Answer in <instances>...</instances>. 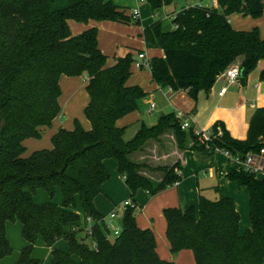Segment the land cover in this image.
<instances>
[{
  "label": "trees",
  "instance_id": "16d2710c",
  "mask_svg": "<svg viewBox=\"0 0 264 264\" xmlns=\"http://www.w3.org/2000/svg\"><path fill=\"white\" fill-rule=\"evenodd\" d=\"M147 1L153 12L175 2ZM217 2L218 7H184L173 19L174 29H166L162 20L145 27L146 45L165 51L164 57L150 60L153 80L161 87L184 90L197 99L230 65L239 63L247 72L241 77L245 80L264 59L259 28L236 30L230 22L232 14L261 18L264 0ZM70 19L129 22L132 17L106 0H0V260L13 252L7 224L18 221L26 245L14 264H42L33 256L39 240L51 248L52 264H174L159 256L154 231L138 225L140 207L134 202L125 208L120 234L114 242L109 239L111 229L95 205L110 178L105 160L117 161L133 195L140 189L154 195L182 181L183 166L177 161L150 167L132 160L149 140L171 131L181 150L213 156L219 147L245 158L264 147V107L255 110L244 140L216 122L212 130L221 126L223 134L207 145L193 133V126L183 129L184 119L174 112L162 114L153 126L142 124L126 140L125 128L117 121L138 110L147 96L141 86L127 85L134 55L116 58L108 66V56L98 45V29L73 35ZM62 75L89 77L85 114L91 129L79 121L72 130L60 128L51 148L25 157L24 140L41 137L61 112ZM144 168L163 172V179L152 180L142 174ZM226 177L249 192L250 228L240 234L241 214L232 197L214 200L201 194L197 204L164 210L170 250L174 255L192 250L197 264H264V177L245 169H232ZM39 188L52 197L60 189L63 202L37 203L34 194ZM78 198L91 219L89 228L75 210ZM61 239L68 251L56 246Z\"/></svg>",
  "mask_w": 264,
  "mask_h": 264
},
{
  "label": "crops",
  "instance_id": "0c3cea01",
  "mask_svg": "<svg viewBox=\"0 0 264 264\" xmlns=\"http://www.w3.org/2000/svg\"><path fill=\"white\" fill-rule=\"evenodd\" d=\"M106 1H113L116 5L120 6L128 16L132 17V20L129 22L92 20L88 23H80L70 19L68 24L72 34L78 35L90 28L96 27L98 29V45L102 52L108 56V66L113 65L116 58L125 57L128 54L135 56L139 52H145L150 60L154 57L165 56V51L162 48H150L146 45L144 30L146 26L151 25L157 20H161L157 18V14L161 9H166L167 5L157 12H153L151 4L147 0L143 2L139 0ZM185 3L184 7L195 5L218 7L217 0H210L209 3L195 0L188 2L186 0ZM136 9H139V15L134 18V11ZM180 11L173 13V19ZM168 16L170 14H167ZM137 19L140 20V24L135 22ZM230 22L236 30L249 31L257 27L262 38H264V14L261 18L232 14ZM174 28L175 24L171 29ZM263 69L264 65L257 71L251 72L245 80L240 79L233 84H229L225 77L220 76L209 91H201L198 98L193 99L184 90L174 91L171 88L161 87L153 80L152 72L149 68H138L133 63L131 67L132 74L128 78L127 85L141 86L147 92V96L140 101L138 110L121 117L117 121V125L125 128V139L126 133L131 129L132 134L130 139L135 136L142 124L147 126L155 125V123L149 124L146 121L142 107L155 103L161 96L166 99V104L160 107L163 111L161 115L171 112L176 114L182 112L188 115L187 117H189L191 125L195 128H212L216 122H222L232 137L244 140L248 136L250 121L255 110L264 107V80L260 79V73ZM88 81L89 77L86 75L61 76V95L59 98L61 112L54 119L51 126L43 128L41 137L26 138L24 140L26 146L29 145L36 150L51 148L53 135L60 128L74 129L77 121L85 129H91V122L85 114V108L90 101L87 90ZM150 105L149 113L152 114L156 112L157 104L155 103L156 107L152 112H150ZM44 134L47 135L48 141H45L46 147L40 148L42 146L36 140H41ZM197 152L190 148L185 150L179 149L173 132L169 131L157 140H149L142 150L133 153L131 155L132 160L150 167L171 166L177 161L181 162L183 166V180L154 195L143 189L138 190L133 195L126 184L124 176L118 171L117 161L114 158L105 160V165L110 172V178L103 184L102 191L95 198L97 209L108 223L109 215L113 212L118 214L119 220L122 219L121 212L125 210L126 203L130 200L133 201L140 207V211L136 217L137 223L141 228H151L154 231L157 240V252L162 259L173 261L174 264H197L192 250L184 249L175 254V256L172 254L167 237V221L164 210L168 207L185 208L188 205L197 204L201 194L206 196L200 186L199 171H206L208 169L207 171H209L211 180L213 181L211 182V186H207V189L215 190L213 194L214 200L221 197H232L235 200L237 209L241 214L240 234H243L251 226L250 200L247 188L239 186L237 182L226 177V174L233 169L232 165L227 161L229 169H226L223 164L217 165L214 162L212 165H209V168H206L207 163L213 160L209 158L214 157V155L211 157L199 152L198 154ZM191 153H193V156H190ZM262 161L264 163V158H262ZM189 162L190 171L186 172L185 167ZM142 174L154 181H161L164 177L163 172L152 171L147 168L142 169ZM258 176L264 177V172L258 174ZM68 250L64 249L63 251Z\"/></svg>",
  "mask_w": 264,
  "mask_h": 264
},
{
  "label": "rangeland",
  "instance_id": "374dc122",
  "mask_svg": "<svg viewBox=\"0 0 264 264\" xmlns=\"http://www.w3.org/2000/svg\"><path fill=\"white\" fill-rule=\"evenodd\" d=\"M195 1H202L205 3H209L210 0H195ZM185 2H186V0H176L172 4L167 5L166 9H161L158 12L157 18H159L163 21V25L166 29L173 28V26H174L173 13L175 11L182 10V8L185 6L184 4H186ZM188 2H190V0H188ZM167 14H170V16L167 17ZM263 65H264V59L260 60L259 67H257L253 71H257ZM155 103L157 104V110H156V112H154L152 114L149 113V105L151 103L148 106L142 107L144 109L145 119L149 124H153V123L157 124L158 123L159 117L161 116V113L163 112L160 109V107H161V105L166 104V99H165V97L160 96V98L158 100H156ZM146 107H148V108L145 111ZM131 134H132V129L126 133V139L127 140L131 138ZM36 141H38L41 144L42 147H40V148L46 147L45 141H48L47 135L44 134V136L42 137L41 140H36ZM24 145L26 146V144H24ZM28 146H26V151L24 153L25 157L29 156L30 153H32V152H34V150H36L35 148H32L30 146L28 147ZM190 156H193V153H191ZM209 159H211V160L213 159V160H212V162L207 163V165L205 166L206 168H209V165H212L214 162L217 165L223 164L226 169L228 168V166H227L228 158L225 156V154L223 152L216 151L214 154V157L209 158ZM185 168H186V172L190 171V162L187 163V166ZM207 170L206 171L205 170L199 171L198 178H199L200 186L202 187L201 189L203 190V193H205L208 198L213 199L214 198L213 194L215 193V190L207 189V186H209V185L211 186L212 185L211 182L213 181V180H211L210 173ZM222 177H225V176H222ZM34 200L39 204L44 203V202H48V201H53V202H56L58 204H61L63 202V197L61 194V190H57L55 195L52 197L46 190L39 188V189H37L36 193L34 194ZM75 210L77 212H79V214H82L83 221H84L83 226L85 228H87L89 226V223L87 221L86 216L83 215L84 211H83V207H82V203L80 201V198H78L77 206H76ZM120 211H122V209H120ZM124 211L125 210H123L121 212L122 216H123ZM119 222H120L119 218H116L112 223L117 225V224H119ZM248 222H249V220H248ZM7 233H8V237H9L11 244H12L13 252L9 256L1 259L0 264H14L18 260L19 253H20L21 249L23 248L24 244H26V240L24 239L23 234H22L23 233L22 232V224L20 222H18V221L8 222ZM84 233L85 232L80 233V236H83ZM109 239L111 240V242H114L115 241V235H113V233H112ZM56 246L58 248H60L61 250L62 249L63 250L69 249V246L64 239L59 240L57 242ZM33 256L40 259L42 261V264H52L51 249L49 247H47L41 240H39L36 243L34 250H33Z\"/></svg>",
  "mask_w": 264,
  "mask_h": 264
},
{
  "label": "built area",
  "instance_id": "2783aa9c",
  "mask_svg": "<svg viewBox=\"0 0 264 264\" xmlns=\"http://www.w3.org/2000/svg\"><path fill=\"white\" fill-rule=\"evenodd\" d=\"M139 1H146V0H139ZM139 15V9H136L134 11V17L136 18ZM133 63L138 68H149L150 69V59L148 58L147 54L145 52H139L134 56ZM221 76L225 77L229 84H233L238 82L241 79V67L239 63H234L230 65L222 74ZM155 103H151L150 105V112L155 110ZM177 116L180 118H183V124L182 128L187 130L192 127L190 123L189 117H185V114L182 112L177 113ZM193 133L204 143L207 145H211L214 137L217 138L223 134V130L221 126L217 127L216 131H213L212 128H195L193 127ZM223 152L225 156L228 158L229 163L232 165L233 169L235 170H242L245 169L247 171H250L255 174H260L264 172V163L262 161V158H264V147L261 148L258 152H249L245 158H241L238 155H234L229 150H225L219 147L215 148V152ZM179 182H176L175 184H178ZM133 201H128L125 205H132ZM118 218V214L113 212L109 215V222L108 226L111 229V233L113 235H119L122 230L121 220L119 224L115 225L112 222ZM87 221L89 223L90 227L91 219L87 218ZM110 237V236H109Z\"/></svg>",
  "mask_w": 264,
  "mask_h": 264
},
{
  "label": "water",
  "instance_id": "95a60500",
  "mask_svg": "<svg viewBox=\"0 0 264 264\" xmlns=\"http://www.w3.org/2000/svg\"><path fill=\"white\" fill-rule=\"evenodd\" d=\"M246 70L245 69H241V77H245L246 76Z\"/></svg>",
  "mask_w": 264,
  "mask_h": 264
}]
</instances>
